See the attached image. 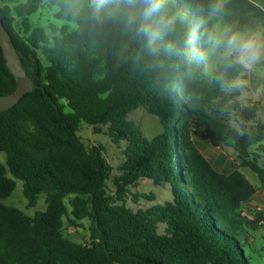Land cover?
<instances>
[{
	"label": "trees",
	"instance_id": "16d2710c",
	"mask_svg": "<svg viewBox=\"0 0 264 264\" xmlns=\"http://www.w3.org/2000/svg\"><path fill=\"white\" fill-rule=\"evenodd\" d=\"M0 4L1 23L34 85L0 112V264H250L247 252L256 247L260 218L246 217L243 206L256 189L238 170L215 169L193 143L194 137L215 148L233 146L240 166L264 185L262 106L240 103L235 88L246 71L228 70L234 86L224 91L205 75L203 61L177 68L171 58L162 69L137 64L138 45L126 44L117 25L91 23L90 0ZM170 4L183 17L181 32L196 24L198 0ZM43 6L65 22L51 34L30 22ZM16 88L0 47V95ZM139 107L162 125L150 139L127 119ZM82 124L97 132L107 126L112 141L125 143L113 193L104 147L82 141ZM144 179L168 184L171 201L128 208V196L148 198L131 192ZM15 180L22 182L28 208L42 199L45 209L30 216L5 205ZM66 218L72 226L89 221V243L63 234Z\"/></svg>",
	"mask_w": 264,
	"mask_h": 264
},
{
	"label": "clouds",
	"instance_id": "9594fccd",
	"mask_svg": "<svg viewBox=\"0 0 264 264\" xmlns=\"http://www.w3.org/2000/svg\"><path fill=\"white\" fill-rule=\"evenodd\" d=\"M226 6L227 0L196 4L197 22L186 32L179 30L183 17L172 10L170 0H90L88 18L95 26L117 25L126 44L135 42L139 48L135 63L162 69L171 58L178 62L177 68L211 60L218 72L205 75L231 91L228 70L250 71L264 61V28L225 22Z\"/></svg>",
	"mask_w": 264,
	"mask_h": 264
},
{
	"label": "rangeland",
	"instance_id": "374dc122",
	"mask_svg": "<svg viewBox=\"0 0 264 264\" xmlns=\"http://www.w3.org/2000/svg\"><path fill=\"white\" fill-rule=\"evenodd\" d=\"M237 17V19H240L239 16ZM30 22L33 28H42L48 34L52 33V27L60 29L65 25V22L55 19L52 12L45 6L41 7L34 15L30 17ZM13 24L17 31L21 30L20 20L18 18L15 17ZM252 24L255 25V22ZM240 27L250 28L249 21L246 20L245 23H241ZM73 28L74 25H71L70 29ZM205 68L207 69V73H210L217 68V65L213 61L209 60L208 62H205ZM261 81L264 83V77ZM244 83L245 82L243 80H237L235 82V88L240 91V97L238 99L239 102L244 105L250 102H258L262 106L258 117L259 119L264 120V88L262 90L259 88L255 89L253 84L246 82L247 88L250 90L246 91L243 88L245 86ZM127 119L133 121L141 130L143 136L148 139L154 137L162 131V125L159 119L150 115L143 107H139L131 111L127 116ZM98 129L99 131L97 132L91 126L82 124L78 135L87 146L101 145L104 147V157L112 167L110 180L107 183V190L110 193H113L115 190L113 179L120 174L119 168L122 166L125 160V156L123 154L125 143H115L112 141L108 134L107 126H100ZM193 143L215 169L220 170L222 168H229L231 170H238L244 174L248 181L255 187L256 192L253 197L244 204L243 212L249 219L257 217L260 218V228L259 231L254 234L257 242L256 247L254 251L251 253L247 252V254L250 255V264H264V238H261V236H264V185L260 183L252 171H250L248 168H243L240 166L233 146L224 145L221 148H215L210 144L200 141L194 137ZM3 160V155L0 154V161ZM15 184L16 186L12 194L2 201L5 205L15 206L30 216L34 215L35 211L37 210L45 209V204L42 199L38 201L36 207L28 208L26 199L22 193V182L15 180ZM131 192L148 196V198L139 197L136 202H133L131 197L128 196V199L126 200V206L133 211L138 209H148L156 205H163L165 202L171 201L172 199L170 186L168 184L165 183L162 185H155L151 180L148 179L141 180L136 188L131 189ZM69 198L65 200L68 211H70ZM69 217L71 218V216ZM89 225L90 223L86 219L76 221L72 226L69 224L68 219L66 218L63 227V234L77 243H89ZM158 232H164L163 224L158 225Z\"/></svg>",
	"mask_w": 264,
	"mask_h": 264
},
{
	"label": "crops",
	"instance_id": "0c3cea01",
	"mask_svg": "<svg viewBox=\"0 0 264 264\" xmlns=\"http://www.w3.org/2000/svg\"><path fill=\"white\" fill-rule=\"evenodd\" d=\"M198 3L207 5L211 3V0H198ZM225 12V22H236L240 26L241 23L248 20L250 28H264V0H227ZM237 16L240 19H237ZM251 21L255 22V25ZM262 63L257 64L252 70L246 71L245 86L243 87L246 91H250L246 82L253 84L255 89L262 90L264 88V83L261 81L264 77V64Z\"/></svg>",
	"mask_w": 264,
	"mask_h": 264
},
{
	"label": "water",
	"instance_id": "95a60500",
	"mask_svg": "<svg viewBox=\"0 0 264 264\" xmlns=\"http://www.w3.org/2000/svg\"><path fill=\"white\" fill-rule=\"evenodd\" d=\"M0 47L6 60V66L17 85L15 92L7 95H0V112H4L13 108L26 93L32 92L34 85L33 80L26 75L21 65L19 55L11 41V37L6 32L1 20Z\"/></svg>",
	"mask_w": 264,
	"mask_h": 264
}]
</instances>
